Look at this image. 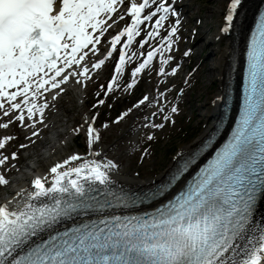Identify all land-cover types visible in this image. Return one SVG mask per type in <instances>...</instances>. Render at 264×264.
<instances>
[{
  "label": "snow or ice",
  "instance_id": "snow-or-ice-1",
  "mask_svg": "<svg viewBox=\"0 0 264 264\" xmlns=\"http://www.w3.org/2000/svg\"><path fill=\"white\" fill-rule=\"evenodd\" d=\"M241 5L229 0L222 33L232 30ZM125 17L113 34L112 26ZM181 23L174 0H0V114L6 118L0 128L16 122L36 137L49 97L55 101L70 83L86 87L90 72L112 57L116 74L107 96L134 40L143 48L159 37L132 77L158 55V72L167 77L174 58L165 51L173 48ZM102 45H110L106 55ZM245 60L239 113L226 139L202 164L215 133L182 147L163 178L145 188L113 177L118 164L97 147L98 112L86 115L73 129H86V153L67 155L0 203V264H264V218L256 216L258 198H264V10L249 34ZM168 91L159 97L166 100ZM145 101L148 95L133 106ZM104 103L98 99L93 108ZM168 111L160 105L151 127L163 128ZM178 111L170 105L173 123ZM13 138L5 134L0 150ZM18 155L0 151V168L15 167ZM9 183L0 171V186Z\"/></svg>",
  "mask_w": 264,
  "mask_h": 264
},
{
  "label": "rangeland",
  "instance_id": "rangeland-1",
  "mask_svg": "<svg viewBox=\"0 0 264 264\" xmlns=\"http://www.w3.org/2000/svg\"><path fill=\"white\" fill-rule=\"evenodd\" d=\"M226 3L227 0H219L218 2H215L214 0H181L180 2L182 8L183 6L189 7L187 13L188 20H186V27L184 28L185 39L182 41V44L185 45L180 52L188 49L190 42H192L196 56L195 58H192L188 70L191 71L192 68H195V70L193 71L192 76H190L188 85H192L195 89L203 88L202 101L208 96L207 90H214L217 88L216 84H214L215 76L213 73L215 69V56L211 53H213V50L217 46L223 47V45H225L226 39L224 38H220L216 43H213V40L216 39L219 33V24L221 20L220 12L225 8ZM210 9L217 10L218 13L215 16L210 17L207 13ZM197 26H202L203 29L199 30ZM200 31H203V37L198 39ZM203 60H205V65L201 67V62ZM178 62L179 61L175 60V63ZM186 64L187 61L183 63V66ZM132 68L128 72V82H132V80L135 79L136 82H138L135 83L136 85H133L132 88L128 90L123 86L118 90H114L107 96L101 95L100 98L96 99L97 93L100 92V88L103 85V81H101L100 83H97L90 92V99L86 106H88L90 110L93 109V113L98 112L97 126L100 132L99 141L101 142L99 146L103 149L110 147L108 157L111 158L113 156L111 159L118 164V171H124L125 173L137 172L140 176L144 177L146 173H150L151 175L155 174L151 172L153 164L156 163V170L160 167L162 168L164 164L170 161V158L176 153L179 146L189 142L196 136L197 132L194 129V126L197 127L196 125L200 120L199 112H201V109H198V105L193 101L191 103L189 102L191 96L187 95V90L182 91L185 95L183 97L184 101L182 106L178 104L179 111L174 116L175 122H172L171 116L163 128L151 127L152 120L148 121V119H150L152 114L155 113L160 102L154 110H140L139 106L134 107L133 105H135L137 100H139L144 94L149 93V89H151L150 84H152L154 91H157V93L161 91L160 89H166L167 85L163 84L161 88H159L162 78H156L158 69L152 74L145 73L142 70L141 73L133 78L131 74ZM108 73L109 70L106 72L105 78ZM178 80L181 79L178 78ZM181 82L184 84L183 80H181ZM182 88H184V86H178L173 91L175 96L174 101L179 100V94L181 93ZM98 99H103L105 103L93 108V105L96 104ZM66 105L70 106V103H66ZM153 107L154 105L151 106V108ZM129 109L131 110L128 111ZM90 110H88V112ZM123 112H127L126 117L119 122H116L115 118ZM139 117H141V119L138 121ZM69 118L77 122L71 121L68 123L67 136L63 135L64 137H62V139L65 138V141L67 143L69 142L67 146L69 152H76L77 150L84 154L87 151L84 130L80 131L81 133L73 131V129H75L80 123L78 121L79 113L71 107L70 115H62L60 117L59 125L61 123H66ZM105 121H108L106 127L104 126ZM161 122L162 116L160 115L155 123L159 124ZM145 125L148 126L145 127ZM55 132L64 133V129L56 128V130L50 134L54 136ZM149 133L154 134L152 140H150L148 145L142 146L138 138L141 136L142 140L146 141ZM23 140L24 137L18 140V142L21 141L20 143L23 144ZM19 147L20 144H17L15 149H18ZM145 150L147 151L146 155L144 154ZM29 152L30 151L27 150L20 153L23 157L22 171H24L27 164H35L34 161L36 160H24V156ZM40 153H43L44 156L40 157L37 161L44 163L45 161L43 158L47 153L45 150H42ZM118 158H120V161L117 160Z\"/></svg>",
  "mask_w": 264,
  "mask_h": 264
},
{
  "label": "bare ground",
  "instance_id": "bare-ground-1",
  "mask_svg": "<svg viewBox=\"0 0 264 264\" xmlns=\"http://www.w3.org/2000/svg\"><path fill=\"white\" fill-rule=\"evenodd\" d=\"M214 1L218 2L219 0H214ZM259 1L260 0H243V4H242V10L243 11H242V14L240 16L239 27L237 26L238 30L240 29L241 35L236 40V42H234V41L232 42L233 39H231V37L226 38L227 36H225V35H227V33H222L221 31L217 35L216 39L213 40V43H216L218 40H220V38L226 39L225 45H223V47L217 46L213 50V53H211L215 56V69H214L213 73L215 76V83L214 84H216L217 88L214 90H211V89L207 90L208 96H206L203 99V101H202V96H203V90L202 89L203 88L195 89L192 87V85H190V88L187 89L188 90L187 95L191 96L189 102L191 103L193 101L195 104L198 105V109H201V112H199L200 113V116H199L200 120L198 121V124L196 125L197 127L194 126V129L197 132L196 136L192 140H190L189 142L179 146L176 152L181 151L182 147L187 146V145L192 144V143H195V142L201 140L202 138H204L208 134V132L211 130V128L213 127L215 120L217 118V108L220 104V100H217V97L218 96L221 97L222 86H223V82H224V71H225L227 61H228V57L230 56L232 49L235 47V50L237 49V61H238V62L236 61V64H237L236 66L238 67L240 60H241V54L243 51V40L245 37V33H246L248 25L251 21V18L254 14V11L259 4ZM228 2H229V0L227 1V3ZM188 9H189L188 6H183L182 13L186 14L188 12ZM225 11H226V6L220 12L221 20H220L219 28H221L223 26V23H224L223 22V15L225 14ZM207 13L209 14L210 17H213L218 12H217V10L215 11L213 9L212 10L210 9ZM234 23H235V21H234ZM197 28L199 30L203 29L202 26H197ZM202 33H203V31H200L198 39H201L203 37ZM233 43H234V46H233ZM178 44L179 43H177V46H178ZM175 56L177 58H180V55H175ZM191 57H193V54ZM194 58H195V56H194ZM204 65H205V60H203L201 62V67H203ZM169 72H171V70ZM201 78H202V76H201ZM189 81H190V78H188L185 81V84L186 83L189 84ZM176 84H177V82L174 81V78H172L170 85L174 86ZM70 85H75L76 87L80 86V85H76L74 83H70V84L66 85L67 88H66L65 92L62 94V96H64L65 99H63V97L61 96V98H59V101L50 103V107L53 109L55 108V110H53L51 112L48 111V114H49L48 118H50V120H47L46 127L41 129L42 136L39 137L35 142L31 141L25 147L30 152L24 156V159L25 160H36V161L39 160L40 157L44 156V154L40 153V152L42 151L43 148H46L45 151H46L47 155L43 158V160L45 162L41 163V161H39V162L34 161V163H35L34 165L33 164L32 165L27 164L24 168V171H20L17 175L18 177H15L14 179H12L10 181L9 186H12V184H14L15 182L17 184H15V186L13 188H9V192H7V194H9L8 198H11L10 192L15 191V190H19L20 188L30 187V181L32 179H34L36 176H41V177L45 176L49 167H51L54 163L58 162L62 158H66V156L68 155L66 152L68 145L67 144L65 145V143H64V142H66L65 138L62 139V137L67 135L68 123H70L71 121H74V122H77V121L71 120L69 118L66 123H61L60 125H58L60 123V117L62 115L69 116L70 112H71V107H72V109H75L79 113L78 121L81 123V125L84 124V117L86 115L90 116V114L88 115L87 111L85 110V106L88 105L89 91H87V93L84 96H82L81 91H79V89H73L70 87ZM81 85L83 86V84H81ZM237 88H238V85H237ZM152 101H154V100L152 99L146 103H151ZM66 103H70V106H67ZM180 103L182 104V102H180ZM56 125H58V126H56ZM56 128L64 129V133L55 132L54 136L51 135L50 133L53 132L54 130H56ZM39 129H40V127H39ZM85 132H86V129H85ZM100 143L101 142L98 141L97 147L102 149L103 155L105 157L109 158L108 155L110 153V147L107 149H103L99 146ZM173 157H174V155L170 158V161L168 163L164 164L162 168L160 167L157 170L155 167L156 163L153 164L151 172L155 173V174H152V175L150 173H146L145 176L142 177L137 172L125 173L124 171H118V170H114L112 172V175L121 184L130 185L133 188L147 187V186H149L150 182H152V181L158 182L159 180H161L163 178L164 174L167 172V170L169 168L170 163L172 162ZM111 158H113V156ZM117 160L120 161V158H118ZM3 171H4V174L8 173L7 169H3ZM6 198L7 197H5L4 199L1 198L0 202L3 203ZM256 216L258 219L264 218V202L263 201L259 204V208H257Z\"/></svg>",
  "mask_w": 264,
  "mask_h": 264
}]
</instances>
